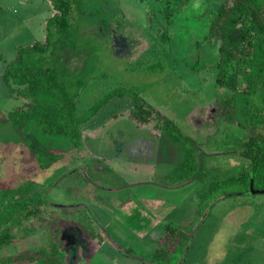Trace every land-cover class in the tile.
Here are the masks:
<instances>
[{"label":"rangeland","instance_id":"374dc122","mask_svg":"<svg viewBox=\"0 0 264 264\" xmlns=\"http://www.w3.org/2000/svg\"><path fill=\"white\" fill-rule=\"evenodd\" d=\"M78 1L82 9L69 16L72 36L63 39L62 51L55 43L46 53L75 100L76 114L110 91H134L213 154L206 158L209 177L228 167L235 172L242 160L234 136L242 132L215 114V100L224 96L214 84L218 41L194 46L218 0H192L171 24L158 19L153 0ZM53 13L50 0H0V109L6 114L26 100L10 94L1 73L17 46L44 41ZM245 99L242 94L239 101ZM134 105L127 94L112 98L82 125L81 149L45 171L28 158L12 128L0 124V209L17 200L44 202L31 229L23 230L27 223L13 216L11 233L18 238L0 248V264L1 257L23 249L40 255L19 264H47L44 251L53 242L59 264H145L166 222L193 221L197 230L183 252L172 254L171 264H264V238L255 229L264 210L252 216L264 193L220 197L198 215L199 183L168 181L169 166L157 162L161 155L150 138L159 134L160 121L156 114L136 120ZM90 228L96 237L88 235Z\"/></svg>","mask_w":264,"mask_h":264},{"label":"trees","instance_id":"16d2710c","mask_svg":"<svg viewBox=\"0 0 264 264\" xmlns=\"http://www.w3.org/2000/svg\"><path fill=\"white\" fill-rule=\"evenodd\" d=\"M50 2L54 13L46 20L44 41L17 46L14 58L5 65L1 73L2 81L9 88L10 94L26 101L7 114L0 109V124H8L12 128L15 140L22 143L28 158L35 161L37 167L48 170L65 154L80 148L83 142L82 125L112 98L127 94L135 101L132 112L137 120L147 122L152 114L160 119L161 132L156 139L161 145L162 160L173 165L169 177L175 181L196 180L199 183L197 195L200 214L202 209L220 197L253 195L249 193L250 184L253 188L264 189V0H218L210 10L203 39L194 44L199 49L205 42L218 41L214 84L224 90V96L215 100V114L228 123H235L237 130L242 132L241 135L234 136L241 165L233 173L226 168L215 175L211 174L210 178L207 175L206 158L213 154L200 149L193 138L184 136L169 118L152 109L134 91H110L95 101L83 115L76 114L75 100L68 95L59 80L57 68L47 64L46 53L55 43L60 45L59 50L62 51L63 39L72 36L70 13L75 8L79 11L82 7L78 0ZM191 2L192 0H153L152 7L160 21L171 24ZM200 59L197 55V61ZM242 82L245 86L240 89ZM242 94L246 99L240 102ZM254 97H258L261 103L252 101ZM43 204L40 199L33 203L17 200L16 204L0 209V248L18 238H13L11 233L10 222L13 216H17L21 224L27 223L29 227L23 230L31 229V218H40L38 216ZM255 206L256 214H252L254 218L258 210H264V203ZM194 223L195 221L190 222V225L170 222L164 224L163 239L150 259L143 262L171 264L172 254L183 252L197 230L198 226ZM255 223V229L258 228L264 238V226H260L264 225V220ZM82 226L85 227L83 224ZM89 231L87 233L91 237L98 235L91 228ZM55 238L58 240V237ZM52 244L50 251L42 248L46 254L44 261L47 264H59L56 242ZM114 244L124 253L128 252L129 248ZM39 255L38 251L23 249L14 254H6L1 257V261L4 264H19L32 261Z\"/></svg>","mask_w":264,"mask_h":264},{"label":"flooded vegetation","instance_id":"af4514ba","mask_svg":"<svg viewBox=\"0 0 264 264\" xmlns=\"http://www.w3.org/2000/svg\"><path fill=\"white\" fill-rule=\"evenodd\" d=\"M150 107H151V106H150ZM151 108H152V107H151ZM152 109H154V108H152ZM154 110H155V109H154ZM156 111L159 112L158 110H156ZM159 113H160V112H159ZM165 117H167V116H165ZM167 118H169V117H167ZM135 119H136V118H135ZM169 119H170V120H171V121H172V122L178 127V125H177V124H176L171 118H169ZM136 120H137V119H136ZM159 120H160V119H159ZM178 128H179V127H178ZM180 131H181V130H180ZM160 132H161V128H160ZM160 132H159V134H158L157 136H154V135H153V136L150 137V138H152V139L154 140V145H157V146H155V147H157V148H156V152H158V153L155 152V154H159V155H161L160 160H158L157 162H159V164L161 163L160 165H167V166H169V169L167 170V172L170 173L171 170L173 169V168H172L173 165H172V163H170V162H165L164 160H162V154H161L162 152L160 151V150H161V149H160L161 145H160V142H157L158 139H156V137H158V136L160 135ZM181 133H182L184 136H187V135L184 134L182 131H181ZM138 136L140 137V135H138V134H137V136L135 135V137H138ZM82 137H83V135H82ZM188 137H189V136H188ZM132 139H133V138H132ZM129 142H130V141H129ZM196 142H197V141H196ZM197 144H198V142H197ZM198 145H199V144H198ZM80 147H81V146H80ZM80 149H81V148H78V149H76L75 151L77 152V150H80ZM204 151H205V150H204ZM152 152H154V150H152ZM205 152H206V151H205ZM206 153H207V152H206ZM100 154L102 155V153H100ZM157 162H156V163H157ZM156 163H155V164H156ZM170 165H172V167H170ZM157 166H159V165H157ZM228 168H229V167H228ZM169 173H166V174H165V177H167V178L169 179L168 181H170V182L173 181V182L180 183V184H182V183H186V182H190V180H186V181H175V180H173L172 178L169 177ZM208 178H210V177H208ZM208 207H209V206H208ZM208 207H207V208H208ZM207 208H206V209H207ZM203 212H205L204 209H202L201 215H202ZM198 215H200V213H198ZM166 223H168V222H166ZM166 223H165V224H166Z\"/></svg>","mask_w":264,"mask_h":264},{"label":"water","instance_id":"95a60500","mask_svg":"<svg viewBox=\"0 0 264 264\" xmlns=\"http://www.w3.org/2000/svg\"><path fill=\"white\" fill-rule=\"evenodd\" d=\"M249 193L250 194H263L264 193V189H261V188H253L252 187V184H250Z\"/></svg>","mask_w":264,"mask_h":264}]
</instances>
